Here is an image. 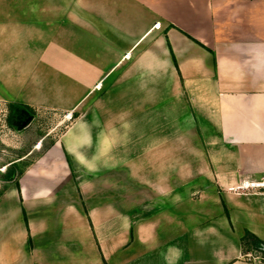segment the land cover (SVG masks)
<instances>
[{
  "label": "crops",
  "instance_id": "obj_1",
  "mask_svg": "<svg viewBox=\"0 0 264 264\" xmlns=\"http://www.w3.org/2000/svg\"><path fill=\"white\" fill-rule=\"evenodd\" d=\"M0 100L76 114L0 264H264V0H0Z\"/></svg>",
  "mask_w": 264,
  "mask_h": 264
},
{
  "label": "rangeland",
  "instance_id": "obj_2",
  "mask_svg": "<svg viewBox=\"0 0 264 264\" xmlns=\"http://www.w3.org/2000/svg\"><path fill=\"white\" fill-rule=\"evenodd\" d=\"M10 103L0 100V195L19 182L75 118L59 110L31 108L24 112L28 115L24 121L11 126L8 123ZM9 171L13 172L10 176Z\"/></svg>",
  "mask_w": 264,
  "mask_h": 264
},
{
  "label": "trees",
  "instance_id": "obj_3",
  "mask_svg": "<svg viewBox=\"0 0 264 264\" xmlns=\"http://www.w3.org/2000/svg\"><path fill=\"white\" fill-rule=\"evenodd\" d=\"M9 105H10L9 106L10 112L8 115V123L11 126H13L15 122L19 120L24 121L28 116L24 112L31 110L29 106L20 103L12 102ZM73 116L76 117V114H74ZM12 173H13L12 171H9L8 172L9 176L12 175ZM3 193L0 195V197L3 195ZM242 248H243V252L245 253L248 251H252L253 253H261L264 256V242L261 241L259 238H257L251 232H246L245 236L242 238Z\"/></svg>",
  "mask_w": 264,
  "mask_h": 264
},
{
  "label": "built area",
  "instance_id": "obj_4",
  "mask_svg": "<svg viewBox=\"0 0 264 264\" xmlns=\"http://www.w3.org/2000/svg\"><path fill=\"white\" fill-rule=\"evenodd\" d=\"M250 190V189H264V180L261 181H252L247 184H243L239 187H232L231 190L238 191V190Z\"/></svg>",
  "mask_w": 264,
  "mask_h": 264
}]
</instances>
